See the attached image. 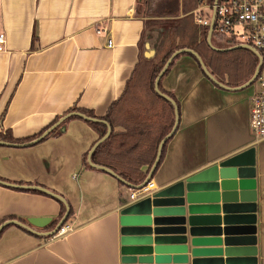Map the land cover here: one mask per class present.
<instances>
[{"label":"crops","instance_id":"0c3cea01","mask_svg":"<svg viewBox=\"0 0 264 264\" xmlns=\"http://www.w3.org/2000/svg\"><path fill=\"white\" fill-rule=\"evenodd\" d=\"M196 2L192 14L198 5L207 10L208 0ZM141 5L149 7L148 0H0V135L36 138L74 108L101 119L138 64L158 58L151 37L143 42L148 18ZM96 27L105 30L97 33ZM217 80L225 87L188 54L162 77V89L178 103V123L152 180L162 188L253 147L257 264H264V140L255 141L249 128L255 86L233 89L225 78ZM97 140L88 123L73 117L33 145L0 144L1 181L41 186L73 210L65 221L73 229L61 237L6 227L0 264H120L119 211L131 202L132 189L85 165ZM60 212L47 194L0 184V223L50 218L43 228L32 226L46 232Z\"/></svg>","mask_w":264,"mask_h":264},{"label":"water","instance_id":"95a60500","mask_svg":"<svg viewBox=\"0 0 264 264\" xmlns=\"http://www.w3.org/2000/svg\"><path fill=\"white\" fill-rule=\"evenodd\" d=\"M210 38L211 28L207 42L213 49L224 51L245 48L255 54L253 48L243 44L215 48ZM183 53L193 55L204 74L215 84L225 87L209 72L193 49L184 47L171 53L154 79V90L173 105L174 123L160 140L154 162L145 179L138 185L130 184L110 168L91 161L93 150L109 136L111 126L105 120L78 111L60 117L30 141L10 143L0 140V144L29 146L38 143L70 116L86 121H100L106 124L107 130L87 154L88 164L107 172L131 189L139 188L152 179L162 146L172 136L178 123L176 103L159 91L158 81L174 57ZM256 73L255 68L249 80L233 89L250 86ZM254 163V148L250 147L123 206L119 211L120 264H257ZM0 184L47 194L65 206L63 216L50 231L38 232L33 228H43L50 222V218L34 217L27 219L28 224L16 219L6 220L0 223V232L8 226H16L32 234L52 236L65 222L69 206L62 196L37 185H19L1 180Z\"/></svg>","mask_w":264,"mask_h":264},{"label":"trees","instance_id":"16d2710c","mask_svg":"<svg viewBox=\"0 0 264 264\" xmlns=\"http://www.w3.org/2000/svg\"><path fill=\"white\" fill-rule=\"evenodd\" d=\"M196 1L197 0H195V6L197 5ZM208 1L210 3L213 2V0ZM161 4H158L157 11L154 13L155 15L166 17L177 13L178 0H166L162 5ZM168 32L167 35H170V31ZM198 32L200 34H197V31L194 29L190 44L180 47L174 45L172 42L167 54L162 58H156L155 61H141L138 64L121 97L112 104L108 112L101 118L109 123L111 131L109 136L100 142L93 150L91 154V161L93 163L110 168L125 181L133 185H138L145 179L156 157L160 140L171 130L174 123L173 105L154 90V79L166 59L175 50L183 47L193 49L199 54L205 66L215 78L223 82V75H227L226 84L230 87L240 86L249 80L257 64V59L250 50L245 48L224 51L213 49L207 42V30L204 31L198 27ZM200 35L201 37L199 39ZM234 44L235 43L232 42L230 46H234ZM183 54H188L194 58V56L189 53ZM178 56L179 55L174 57L162 77ZM162 77L158 81V89L161 93L173 99L170 93L162 89ZM140 90L143 96L138 97L135 93ZM175 103L178 108V103L176 101ZM70 111H78L87 116L97 118L92 112L84 109L74 108ZM73 117L74 116H70L66 118L43 139L53 132L60 131L64 122ZM57 120L58 118H55L53 123ZM84 121L98 133V140L105 134L107 127L103 122ZM116 126L122 127L123 130H114ZM34 138L22 140L14 139L9 134L0 135V139L10 143L27 142ZM168 140L162 146L155 171L164 156L165 146ZM84 163L87 167H91L86 160V156L84 157ZM118 182L121 183L120 181ZM58 202L61 206V212L59 217L52 221V226L59 221L65 212L64 204L60 201ZM72 214L73 210L71 206H69L65 221H67Z\"/></svg>","mask_w":264,"mask_h":264},{"label":"built area","instance_id":"2783aa9c","mask_svg":"<svg viewBox=\"0 0 264 264\" xmlns=\"http://www.w3.org/2000/svg\"><path fill=\"white\" fill-rule=\"evenodd\" d=\"M206 7L204 11L203 5H198L193 11V19L199 28H211V35L228 38L234 45L238 42L255 51L257 73L252 82L255 91L249 98V128L255 141L264 140V0H213L212 3L208 1ZM95 30L102 33L105 27ZM4 40L5 34L0 31V50ZM106 45L112 47V40L108 39ZM155 188L151 179L132 189L129 198L131 202L139 200ZM72 229L64 222L52 237H61Z\"/></svg>","mask_w":264,"mask_h":264},{"label":"rangeland","instance_id":"374dc122","mask_svg":"<svg viewBox=\"0 0 264 264\" xmlns=\"http://www.w3.org/2000/svg\"><path fill=\"white\" fill-rule=\"evenodd\" d=\"M160 1L162 0H148L149 7L141 5L142 9L144 6L147 8L145 10V14L143 15L148 18L145 26L143 42H149L147 39L151 37L152 40H150L148 44L151 45L153 50L157 49L159 59L162 58L163 55L167 54L169 46H171L172 42L174 45L181 47L191 43L194 29L197 31V34H200L192 14V9L196 4L195 0H180V2L178 0L177 13L175 15L166 17L157 16L154 14L157 11L158 4H163V2L166 0H163L162 2ZM158 18L161 20H158ZM169 30L170 35H167ZM148 35L149 37L147 38ZM200 37L201 35L199 36V39ZM230 44H232V41H230L228 38L222 39L216 35L212 36L211 45L215 48H227L230 46ZM238 44L241 43L237 42L236 45ZM223 77L227 80V75L224 74ZM252 86H254V84H252ZM135 95L140 97L143 96V93L140 90L135 93Z\"/></svg>","mask_w":264,"mask_h":264}]
</instances>
